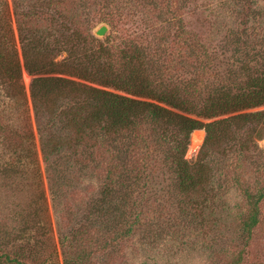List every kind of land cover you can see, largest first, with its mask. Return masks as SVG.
<instances>
[{
	"label": "rangeland",
	"instance_id": "1",
	"mask_svg": "<svg viewBox=\"0 0 264 264\" xmlns=\"http://www.w3.org/2000/svg\"><path fill=\"white\" fill-rule=\"evenodd\" d=\"M4 1L0 64L19 60L21 88L0 72V248L21 247L31 258L55 264H62L64 240L72 253L87 252V264H264V105L198 117L236 116L207 148L204 130L189 134L182 158L195 168L196 183L188 192L178 185L171 157L181 138L176 127L163 120L155 130L135 126L143 141L132 152L131 139L115 134L109 149L123 169L106 190L109 160L97 156L99 141L89 130L91 144L74 141L65 116L48 113L53 106L73 109L89 92L63 85L51 100L32 101L13 0ZM18 2L19 12L40 15L30 27L36 30L35 56L59 70L52 76L131 97L99 79L73 75L94 65L110 73L133 69L150 87L179 95L184 109H170L191 118L223 91L238 92L249 76L264 71V0ZM102 24L106 31L97 35ZM8 169L16 174L9 176ZM257 196V220L247 230L243 222ZM129 223L131 233L115 239Z\"/></svg>",
	"mask_w": 264,
	"mask_h": 264
},
{
	"label": "trees",
	"instance_id": "2",
	"mask_svg": "<svg viewBox=\"0 0 264 264\" xmlns=\"http://www.w3.org/2000/svg\"><path fill=\"white\" fill-rule=\"evenodd\" d=\"M1 1V6L7 8L6 2L4 0ZM18 1L19 0H13V5L15 10L14 13L16 14V25L22 44L23 68L31 75L29 84L30 97L33 102L47 100L50 97L52 98L51 95L56 93L61 88L60 86L63 87V85L70 88L81 87L82 90L84 88L87 89L89 96H87L86 99H76L73 109L65 107L63 110H58V106H53L48 113L50 118L54 119H60L62 115L65 116V125L69 130L73 131L74 141L78 143H85L88 141V143L91 144L92 140L87 134L88 130L91 131L95 139L99 141L100 152H97V156H99V159L104 160L106 157V159L109 160V164L104 172L106 190L114 186L123 169L116 154L110 152L109 149V147L112 149L114 147L113 136L115 134L121 135L126 139H131L129 147L130 152H132L137 150L138 146H141L143 141V137L137 139L138 136L134 134L136 130L135 126L137 128L140 124H149L155 130L156 126L160 125L163 120L176 127V135L181 138L179 141H175V154H173V156L171 154V157L176 164L174 171L178 173V185L181 190L188 192L194 188L196 183V173L193 171L195 168L190 167L182 158L188 144L189 134L194 130H204L205 137L202 147L207 148L211 143L214 144V142L220 139L223 135L222 132L226 129L225 127L228 126L226 123L230 122V120L236 116L214 119L208 122H204L199 118L211 119L229 110H242L264 105V71L255 73L252 77L249 76L246 81V87L238 92L230 94L223 91L220 96L218 95L214 100L204 106V108L202 107L199 110L200 112L196 114L197 118H191L171 110L170 107L178 110L184 107L181 97L171 91L163 89L157 90L156 88L150 87L147 81L140 78L139 74L133 69H129L128 72L110 73L106 72L105 69L99 70L94 65L93 67L87 66L81 76L80 74L73 75L78 78L82 77V79H99L103 85L130 94L131 97L125 94L122 95L116 92L98 89L66 77L52 76V73L59 70H57V68H45L43 61L37 59V56H35L36 45L34 44L35 38H33V36L36 30L33 33L30 27L31 25H36L35 18H38L40 15L35 11L19 12L17 5L20 3ZM16 2L18 3L16 4ZM9 31L8 28L7 33ZM4 44H9L7 37L4 38V43L2 45L4 46ZM203 52H206V48H204ZM127 60H129V63L133 62L132 59ZM64 71L65 70L58 73L64 74ZM0 72L5 73L4 75L11 81L15 89L21 88L16 87V81L21 76V66L17 58H15V61L9 67L5 68L0 64ZM132 95L152 97L156 101L164 103L165 106L154 102L141 101L132 98ZM262 112L264 113V111H261V113ZM257 113L258 112L254 114ZM40 115H43V113H40ZM240 115L245 116L246 114L240 113L237 116ZM247 115L252 114L248 113ZM109 144H112V146ZM8 170L10 172L9 176H14L16 174L15 169ZM135 170L140 171V167ZM135 175L139 177V175ZM4 181L7 184L11 183L8 176ZM259 198L260 197L257 196L252 204L253 209L250 215L243 222V226L246 227V229L250 228L257 220L253 210H256V202ZM120 216L125 218L124 213H121ZM125 225L122 227V230L118 228L115 231V239L118 238L117 236H127L131 233L133 225L131 223ZM75 239L76 238H74V240ZM61 244L63 249L62 264H87V261L84 260L88 256L87 252L79 250L77 253H72L69 248L70 245L66 243V240L61 242ZM0 264H55V262L44 263V261H40L39 257L31 258L29 251L26 253L23 251V248L20 247L12 252L0 248Z\"/></svg>",
	"mask_w": 264,
	"mask_h": 264
},
{
	"label": "water",
	"instance_id": "3",
	"mask_svg": "<svg viewBox=\"0 0 264 264\" xmlns=\"http://www.w3.org/2000/svg\"><path fill=\"white\" fill-rule=\"evenodd\" d=\"M105 31H106V26L104 24H102L101 26H99L97 28V30L95 31V33L97 35H103L105 33Z\"/></svg>",
	"mask_w": 264,
	"mask_h": 264
}]
</instances>
